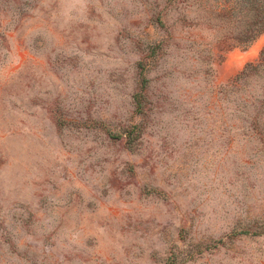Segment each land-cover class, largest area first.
I'll return each mask as SVG.
<instances>
[{"label": "clouds", "instance_id": "1", "mask_svg": "<svg viewBox=\"0 0 264 264\" xmlns=\"http://www.w3.org/2000/svg\"><path fill=\"white\" fill-rule=\"evenodd\" d=\"M14 3L0 52L10 36L46 74L26 60L0 77V264H202L213 254L264 264V204L249 185L229 192L231 207L203 210L194 165L208 137L193 110L211 113L224 142L236 121L264 114V55L228 70L223 55L264 35V0ZM179 77L194 82L186 98ZM255 139L264 143V125ZM94 226L110 246L99 247Z\"/></svg>", "mask_w": 264, "mask_h": 264}, {"label": "rangeland", "instance_id": "2", "mask_svg": "<svg viewBox=\"0 0 264 264\" xmlns=\"http://www.w3.org/2000/svg\"><path fill=\"white\" fill-rule=\"evenodd\" d=\"M223 7V4L218 5V10ZM196 14L195 10L192 12ZM18 19L16 5L14 0H0V30L7 31V28L13 27ZM52 38L51 33L48 34ZM213 33L208 34V38H213ZM7 44L10 46V51L7 53L0 52V56L7 55V62H0V77H8L15 72L17 66H23L26 60H31V71L37 75H45V62L43 58L32 56L30 51L20 48L17 40L10 36L4 37ZM19 53V54H18ZM225 56L224 68L226 70L231 68L240 69L248 61L264 55V35H261L253 43L247 46V50H242L240 47L234 48L223 54ZM179 57H173V61ZM11 69V71H10ZM194 82L179 77L174 85L177 94L186 98L185 90L191 89ZM142 100L143 97H137ZM208 98L205 97V101ZM215 102L214 99L212 101ZM203 103V102H202ZM226 111L230 112V106H225ZM198 109L199 118L204 121L203 133L208 137V143L203 151L201 158L195 162V167L199 172L194 177V182L203 186L208 191L205 193V207L204 211L211 215L221 205L231 207L232 200L229 192L239 193L245 185L250 200L257 204H264V143H259L255 139V129L264 125V114L254 113L251 116L253 121L252 126H241L239 121H236L232 126L231 133L224 142L219 136L211 134V113L206 112L201 105H193V110ZM39 111V109H36ZM27 131V128L24 129ZM39 135V127L33 129ZM135 129L128 130L127 143L132 145L138 138L135 136ZM185 137L191 141L194 136L191 127L183 128ZM121 139V137H115ZM258 149V151H257ZM252 161L253 164L249 162ZM247 170L249 180L243 183L236 179V169ZM254 184V186H251ZM90 235H95L100 238V248L106 245L110 246L112 241L107 240L104 235L102 226L92 227L89 232ZM260 242H264V236H260ZM248 238L244 237L238 243L247 244ZM57 264H62V261L57 260ZM73 264H80L79 261H74ZM202 264H235V257L226 255L213 254Z\"/></svg>", "mask_w": 264, "mask_h": 264}]
</instances>
